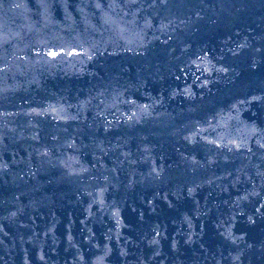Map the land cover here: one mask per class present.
Segmentation results:
<instances>
[{
  "label": "water",
  "instance_id": "95a60500",
  "mask_svg": "<svg viewBox=\"0 0 264 264\" xmlns=\"http://www.w3.org/2000/svg\"><path fill=\"white\" fill-rule=\"evenodd\" d=\"M0 264H264V0H0Z\"/></svg>",
  "mask_w": 264,
  "mask_h": 264
}]
</instances>
